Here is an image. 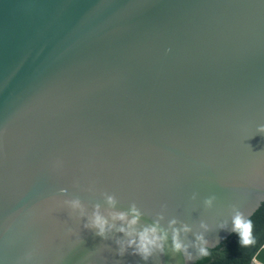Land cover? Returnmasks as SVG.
<instances>
[{"label":"water","instance_id":"1","mask_svg":"<svg viewBox=\"0 0 264 264\" xmlns=\"http://www.w3.org/2000/svg\"><path fill=\"white\" fill-rule=\"evenodd\" d=\"M260 123L264 0H0V264H145L59 204L102 193L188 228L147 264H193L264 203Z\"/></svg>","mask_w":264,"mask_h":264},{"label":"clouds","instance_id":"2","mask_svg":"<svg viewBox=\"0 0 264 264\" xmlns=\"http://www.w3.org/2000/svg\"><path fill=\"white\" fill-rule=\"evenodd\" d=\"M256 132L264 134V123L256 125ZM58 191L65 193L66 189L61 187ZM102 196L106 205L103 211L100 204H93L91 211H86L84 203L76 196L70 198L61 197L59 204L68 216H75L76 219L83 217L84 223L82 227L91 230L94 235L100 237L102 240L107 238L108 234L112 232L122 234L123 238H118L114 241L116 245L114 251L117 256H123L125 253H128L138 256L141 261L147 264L150 257L156 254H163L165 241L168 239H170L172 252H186L187 246L180 240L178 234L179 231H188L186 226H182L180 230H177L175 227H172L175 221H169V227L171 228L170 238L167 230L159 227L158 221L137 229L136 225L141 212L135 202L129 203L126 211L118 210L115 207L117 200L112 194L102 193ZM209 203H211L210 199L205 201V204ZM228 231L236 237L237 244L242 250H251L258 244L264 245V237L258 232L251 213L245 214L239 210L235 211L231 217ZM67 232L73 236L76 243H80L79 232L77 230L69 228ZM218 243V240L209 242L203 235L197 234L193 243L194 252L188 253L186 259L193 261V264H197L198 261L207 257L210 250ZM254 260L255 257L251 264H253ZM234 264H246V261L241 258L237 259Z\"/></svg>","mask_w":264,"mask_h":264},{"label":"trees","instance_id":"3","mask_svg":"<svg viewBox=\"0 0 264 264\" xmlns=\"http://www.w3.org/2000/svg\"><path fill=\"white\" fill-rule=\"evenodd\" d=\"M258 232L264 237V203L259 210L252 216ZM264 245L258 244L251 250L239 248L236 237L231 235L216 248L210 250V254L198 261L197 264H234L237 259H243L246 264H251L257 252Z\"/></svg>","mask_w":264,"mask_h":264}]
</instances>
